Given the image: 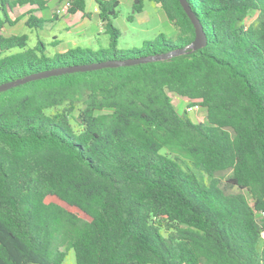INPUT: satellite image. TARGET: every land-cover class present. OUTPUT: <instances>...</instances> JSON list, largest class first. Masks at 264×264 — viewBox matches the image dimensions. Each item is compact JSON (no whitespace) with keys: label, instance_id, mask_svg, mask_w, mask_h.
I'll return each instance as SVG.
<instances>
[{"label":"trees","instance_id":"trees-1","mask_svg":"<svg viewBox=\"0 0 264 264\" xmlns=\"http://www.w3.org/2000/svg\"><path fill=\"white\" fill-rule=\"evenodd\" d=\"M151 1L174 40L117 50L118 2L96 0L108 48L48 55L39 40L3 33L24 17L41 29L47 1L0 0V85L189 45L178 0ZM187 2L201 49L0 92V264H63L70 251L75 264H264V0ZM69 3V14L84 11L85 0ZM171 95L204 108L205 121L179 114ZM222 172L238 192L221 187Z\"/></svg>","mask_w":264,"mask_h":264},{"label":"rangeland","instance_id":"rangeland-1","mask_svg":"<svg viewBox=\"0 0 264 264\" xmlns=\"http://www.w3.org/2000/svg\"><path fill=\"white\" fill-rule=\"evenodd\" d=\"M46 7L41 11H36L38 17L44 19L41 29L37 31L29 30L24 25L25 17L13 26L4 25L3 33L5 36L26 34L29 37L28 46L32 47L39 40L45 44L46 54L66 52L68 49L81 47L98 51L107 49L109 46V36L104 32V26L98 19L96 0H85L83 12L69 14L67 11L61 13L54 19L57 8H60L65 2L70 0H46ZM116 16L112 19V24L120 32L117 41V50H127L132 48H141L144 41L154 40L158 35L163 34L169 40H174L175 30L168 24L165 16L158 5L151 0H142V11L135 13L133 6L137 0H116ZM31 7L24 6L20 11L25 14ZM0 18L2 15L0 13ZM257 18L255 13L246 19V24L254 23ZM57 40L56 44L52 41ZM171 101L179 114L189 105V102L176 95H171ZM190 120L194 123L205 121V110L198 106L195 111L187 113ZM219 175L221 187L227 193H236L239 190L236 187H230L226 184L228 172H222ZM249 203L251 199L243 191ZM63 264H75L73 252L67 253Z\"/></svg>","mask_w":264,"mask_h":264},{"label":"water","instance_id":"water-1","mask_svg":"<svg viewBox=\"0 0 264 264\" xmlns=\"http://www.w3.org/2000/svg\"><path fill=\"white\" fill-rule=\"evenodd\" d=\"M180 6L182 7L183 11L187 15L188 19L190 20L193 28H194V40L187 45L184 48L174 50L171 52H168L166 54L156 55V56H148L144 58L134 59V60H126V61H108L98 64H91V65H85V66H73V67H67V68H61V69H54L50 71H44L39 72L35 74L28 75L22 79H18L6 84L0 85V92L6 91L12 87H15L17 85L37 80L41 78H46L49 76H56L64 73H71V72H83V71H90V70H96L101 69L105 67H118V66H126V65H133L137 63H144V62H153V61H161V60H167L174 56L184 54L187 51H195L198 49H201L206 44V36L203 32L202 26L199 23L198 19L192 12L187 0H178Z\"/></svg>","mask_w":264,"mask_h":264},{"label":"built area","instance_id":"built-area-1","mask_svg":"<svg viewBox=\"0 0 264 264\" xmlns=\"http://www.w3.org/2000/svg\"><path fill=\"white\" fill-rule=\"evenodd\" d=\"M69 6H70V3L69 2H65L60 8L56 9L55 14L60 15L61 13L67 11ZM197 108H198V106H188L186 108V111L187 112H192V111H195V109H197ZM261 236L264 237V233H262Z\"/></svg>","mask_w":264,"mask_h":264},{"label":"crops","instance_id":"crops-1","mask_svg":"<svg viewBox=\"0 0 264 264\" xmlns=\"http://www.w3.org/2000/svg\"><path fill=\"white\" fill-rule=\"evenodd\" d=\"M35 15H36V14H35ZM184 100L188 102V100H186V99H184Z\"/></svg>","mask_w":264,"mask_h":264}]
</instances>
